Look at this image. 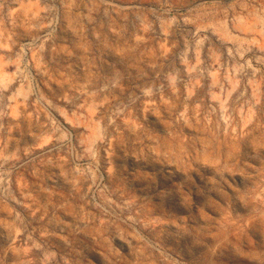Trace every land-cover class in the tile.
<instances>
[{
    "label": "rangeland",
    "instance_id": "obj_1",
    "mask_svg": "<svg viewBox=\"0 0 264 264\" xmlns=\"http://www.w3.org/2000/svg\"><path fill=\"white\" fill-rule=\"evenodd\" d=\"M0 264H264V0H0Z\"/></svg>",
    "mask_w": 264,
    "mask_h": 264
}]
</instances>
